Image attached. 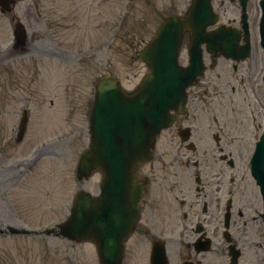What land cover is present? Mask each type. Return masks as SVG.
Returning <instances> with one entry per match:
<instances>
[{
    "label": "rangeland",
    "instance_id": "1",
    "mask_svg": "<svg viewBox=\"0 0 264 264\" xmlns=\"http://www.w3.org/2000/svg\"><path fill=\"white\" fill-rule=\"evenodd\" d=\"M66 1L27 0L17 6V12L28 27L29 43L39 49L40 59L53 57L54 44L61 46L78 36L88 44L80 48V57L85 56L86 61L78 62L75 56L67 63L42 61L37 77L35 69L28 65V57L0 62V145H7L12 154L21 155L22 149L34 142L38 110V136L53 130L50 117L54 115L58 129L80 123L90 99L89 86L99 75L112 73L127 88L138 83L147 67L138 59L137 52L162 20L168 3H181L180 0H74V5L61 9ZM110 20H114L115 27L106 31L107 23L104 22ZM7 28L8 20L0 16V48L10 38ZM113 32L115 36L109 37ZM98 43L103 46L96 50L93 46ZM85 48H89V52L83 53ZM33 99L38 100V108ZM32 102L30 119H34L25 143L15 145L10 139L7 142L13 124L11 115H15L12 110L18 107L20 114L21 106H32ZM77 149L72 151L71 147L58 143L55 151L62 154L68 151L67 159L42 161L9 191L0 185V225L10 220L7 214L14 217L10 222L22 225L44 224L49 216H58L63 206L72 200L76 189L72 160ZM44 150L46 155L54 152L50 145L44 146ZM10 163L0 159L3 174L4 164L11 169ZM84 186L94 188V185ZM7 201L9 209L4 205ZM14 210L16 213H11ZM1 216L9 220L3 221ZM135 240L129 241L130 245L136 247ZM142 256L138 252L133 264H143ZM95 262L92 244L75 245L46 236H0V264H97Z\"/></svg>",
    "mask_w": 264,
    "mask_h": 264
},
{
    "label": "flooded vegetation",
    "instance_id": "2",
    "mask_svg": "<svg viewBox=\"0 0 264 264\" xmlns=\"http://www.w3.org/2000/svg\"><path fill=\"white\" fill-rule=\"evenodd\" d=\"M260 0H249L247 6V16H248V26H249V36L247 37V40L249 43L251 42L252 36V28L254 24L256 23L258 19V14H260V5H258ZM228 22H234V20L228 19ZM235 23V22H234ZM242 33H240L241 36ZM239 36V37H240ZM254 37V36H252ZM256 40V38L254 37ZM242 38L240 37V42ZM250 53L252 51H264L262 47H259L257 44H253L251 46ZM14 53L19 52H29L33 48L32 46H27L26 48H20L17 45H14L12 48ZM254 60L251 62V64L248 63L247 66H245L246 62L243 61H237L238 63L234 62L231 59L225 58V57H218L216 61V67L213 68L210 66V55L206 52H204V61L206 64V69L204 70V74L202 75L201 79L198 81V83L194 86L193 90L191 91V99L194 101L197 97V102L195 103V111H197L198 115L201 114L202 110L204 109L203 106H207L208 109L211 111L214 109V106H219L222 110L224 109V106L227 105V103H231L232 99L229 98L226 99L228 90L230 92H233L235 87H239V90L243 92L242 95L238 97V99L235 101L234 108L240 109L243 105V98L249 94V91H251L253 97L255 100H259L260 97L264 96V58L261 59V57H257L256 53H253ZM261 79V80H260ZM215 80V81H211ZM213 94V95H212ZM212 96L214 98H217L218 102L212 101ZM211 99V100H210ZM254 110H256V107H253ZM257 111V110H256ZM215 125L217 127V130L219 132H223L226 129V122L221 121V119H217L216 117L213 118ZM226 142V141H225ZM224 143V142H223ZM222 149V147H220ZM190 160H187L186 164L188 165ZM194 163L192 164V167L189 166L183 167L184 169H191L194 174L198 171V157H193ZM175 165V169L180 168V166ZM230 170L234 169V166H229ZM222 170V169H221ZM221 172H215L214 175H216V179L218 182L220 181ZM235 174V173H234ZM235 177H232V180H234ZM221 189L220 186H218V190ZM221 197L217 196V202H216V208H219L218 202L220 201ZM235 204H239L240 200L238 197H235ZM237 207V206H236ZM247 209V205H241L237 207V210L241 211L242 217L244 218L245 214L243 213L244 210ZM232 211L230 203L228 202L225 207L224 214L219 215L220 220L218 222L219 225L224 226L227 224L229 233L231 237L232 231H230V228L235 226L234 223L236 222L235 219L232 221ZM260 221V225L263 228V233L260 236V241L251 245L252 247L245 249L240 248L239 250V263L238 264H264V214L258 212V215L256 217ZM234 222V223H233ZM235 245L230 240L227 245ZM236 246V245H235ZM189 246L185 243L183 246V249L188 250ZM182 249V250H183Z\"/></svg>",
    "mask_w": 264,
    "mask_h": 264
},
{
    "label": "water",
    "instance_id": "3",
    "mask_svg": "<svg viewBox=\"0 0 264 264\" xmlns=\"http://www.w3.org/2000/svg\"><path fill=\"white\" fill-rule=\"evenodd\" d=\"M190 18H193V14L190 16ZM176 19H177L176 17L175 18L170 17V19H168V20L172 21V22H176ZM184 25H185V27L188 26V20L187 21L185 20L184 22L180 21V24H179L180 29ZM172 30L173 29L170 25H168L167 23H164V25L162 26L160 33L158 35V39L154 42L153 46L150 47L149 50L146 51L145 54H143V56H142L144 59H146V58L149 59V57H150V60H151L150 63H152L153 72H152V74L149 75L148 80H147L148 82L150 81V77L155 76L156 66L159 65L164 58H166V55H167V61L162 64L161 70L173 69L174 56L171 53H167V51H166L167 48L170 49V45H172L173 40H174V33ZM181 32H182V30H180V33ZM178 34H179V32H178ZM117 91H118V95H117L118 98L117 99L119 100L118 108H121V110L117 114V117L124 116L123 110H126L127 112L129 110H132L130 103H128V102L126 103L124 101L125 103L123 104L124 97L125 98H132L133 96L134 97L138 96L140 99L141 105H142V106H138V108H140V109L143 108L144 106H147L148 104H150L154 98L153 94L146 95L144 92L142 94H139V92H138L137 94H134V95H124V94H122L123 92H121L119 90H117ZM161 124H162V121L160 119H157L153 122V126H150V131L148 132V134H146V142L149 143L151 141V139H152L151 135H153V133L161 126ZM122 127L123 128H119V129L117 128V130L114 133L117 135L124 133L125 127L124 126H122ZM133 143H134L133 137H128V139H124L122 142H119L118 147L116 149L121 148V147H129V146L133 145ZM73 213H74V216L70 220V223H67L64 226V232L68 233V234L71 233L70 232L71 226L77 221V218H76L77 215H80L83 218V221L81 222V224L83 226H88L91 223L92 216L90 214L84 212L83 209L79 207V202L77 203V209ZM97 225L98 224L95 223L94 225L91 226V228H96ZM111 246H113V248H117L119 246L118 241L111 243ZM110 250H111V248L109 247L107 249V251H110Z\"/></svg>",
    "mask_w": 264,
    "mask_h": 264
}]
</instances>
